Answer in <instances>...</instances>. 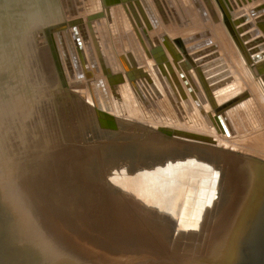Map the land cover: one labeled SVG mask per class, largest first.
Wrapping results in <instances>:
<instances>
[{
    "label": "water",
    "instance_id": "1",
    "mask_svg": "<svg viewBox=\"0 0 264 264\" xmlns=\"http://www.w3.org/2000/svg\"><path fill=\"white\" fill-rule=\"evenodd\" d=\"M10 1L0 0V4L8 8ZM99 1L36 0L56 19H60L62 12L63 15L66 13V18L75 20L69 29L62 31L76 30L80 34L78 39L74 37L68 43L74 52L73 65L77 63L86 72L84 63H88L92 72L98 74L105 61L118 72V53L109 31L114 30L118 39L125 37L132 51L139 50L136 40L142 41L151 52L153 38L144 23L139 30L124 27L126 3L107 7L106 16H103L98 14ZM139 1L143 7L147 0ZM166 1H169L167 10L163 5L166 16L173 18L176 11L185 22H189L183 0ZM189 1L198 8V0ZM263 7L264 3L235 19L242 30L244 45L252 51L259 49L255 52L258 56L264 54V39L257 34L259 28L255 25L264 22ZM146 8L148 16L152 11ZM202 8V15L218 20L216 4L213 3L211 13L207 7ZM18 10L21 9L8 8L7 16L21 14ZM252 13H256L255 19ZM86 15L91 17L84 19ZM152 15L148 16L150 20L154 19ZM83 27L86 30H82ZM26 29L24 42H30L27 37L30 34L31 46H35L33 38H36L39 51L45 52L47 37H43L38 28L28 29L27 26ZM95 35L97 39L93 37ZM161 38L165 40V35ZM184 40L188 54L198 55V62H207L202 68L195 66L202 76L222 65V70L227 71L226 60L210 29ZM168 46V51L173 52ZM124 51L121 49L120 53ZM127 53L132 54L129 50ZM142 54L145 62L152 59L143 51ZM219 59L221 64H218ZM15 60L14 55L0 59V264H264V130L256 137L261 143L251 144L253 147L261 145L262 149L256 147V152L249 153L224 148L214 135L190 130L175 129L210 139L214 146L189 138L175 141L160 134L163 138L156 137L153 141L148 130L154 128L140 122L125 128L106 126L104 119L97 116L100 109L93 93V104L82 95L73 100L60 95L56 80L52 81L50 91L46 89L52 100H48L47 106L54 107L56 115L50 108L41 117L37 106L31 104L21 86H16L12 80ZM211 66L207 73L202 72ZM162 76L167 87L172 85L176 92H180L173 85L174 81H169L168 72ZM185 78L180 81V89L190 108L182 104L186 115L179 110L180 120L187 126L199 125L200 120L206 122L205 113L210 114L202 110L207 101L197 84V73L189 71ZM232 78L213 95L221 96L237 89L238 80ZM260 79H264V70ZM79 81L68 84V88L79 87ZM92 83L102 89V104L106 107L105 102L110 103L113 106L111 111L114 109L118 114L133 117L140 106L145 113L151 110V114L153 112L158 118L159 112L154 110L153 104L148 102L147 106V100L141 96L144 87L136 82H133L135 93L123 81L109 87L103 79L91 81L89 85ZM147 87L155 90L156 85L150 82ZM18 95H22L19 104H26L30 107L28 110L23 106L18 108ZM248 100L225 108L217 115V118L228 117V123L219 126L222 134L233 130L232 123L237 125L240 134H244L248 127L250 129L252 118L261 127L264 125L263 111L251 96ZM159 106L165 116V107ZM100 129L114 133L113 137L101 138ZM82 138L86 140L82 141ZM197 152L216 160L224 168L223 183L220 176L221 187L225 188V179L232 176L231 172L238 174V178L231 180L228 190L225 189L228 191L226 203L214 212L206 229L201 225L199 228V224L196 228L182 225L180 215L164 206L156 194L161 175L169 169L168 160ZM185 169H190L194 175L199 173L194 167L186 166ZM175 233L181 236L193 233L195 236L186 242L184 249L176 244Z\"/></svg>",
    "mask_w": 264,
    "mask_h": 264
},
{
    "label": "bare ground",
    "instance_id": "2",
    "mask_svg": "<svg viewBox=\"0 0 264 264\" xmlns=\"http://www.w3.org/2000/svg\"><path fill=\"white\" fill-rule=\"evenodd\" d=\"M183 1L186 5V13L188 14L187 18L189 19L188 23L185 22V18H183L179 12L178 14L175 11V8L173 10L175 11L173 18L166 16L167 14L164 12V8L162 6L163 3L165 10H167L166 7L169 6V1L166 0H147L145 3L148 6L145 4L143 7L141 6L139 0H100V10L98 11V14H102L103 16H106L107 7L126 3V5H124L126 7L125 13L123 12L125 15L124 27L126 26L125 28H127L128 26H131L133 29L137 27L139 30L141 23H144L147 26V31H149V36H152L153 38L150 43L154 48L150 52L149 48L142 44V41L139 43L135 40L137 47L139 46V50L135 49V51H132L125 37L123 38L122 36V39H118L114 30H112L113 32L109 31L108 35L112 40L114 39L115 47L118 53V72L113 70L107 62L103 61L99 67L100 72L96 74L92 72L88 63H84L86 72L79 68L77 63L73 65L72 58H75L74 52L73 48L69 46L68 43L69 41H72L74 37L78 39L79 32L76 30H69V32L64 33L62 31L64 29H69L73 25V21H75L74 19L66 18V13L63 15L62 12H60V19H56V17L52 14H47L49 12H46L45 9L38 5L36 0H11L8 8H20L21 10H18V13L21 14H18L17 16H7L6 10L8 8H6V5L0 4V59H3L5 56L9 57L10 55L17 57V60H15L13 64V71L11 72L12 80L15 81L14 83L16 86H21L22 91L25 93L24 96L27 95L26 97H28L29 101H31V104L35 105L34 107L37 106V112L38 114H41V117L44 116L50 108L55 114V108L49 105L47 106V103L48 100L52 102L50 99L51 95L48 94V90L50 91L51 89L52 81L56 80L60 85L58 86L60 95L70 97L73 100L76 96L82 95L83 99H89L88 101L90 103L92 102L91 104H93L94 95L98 109H100V112H97L98 118L104 119L103 123L108 127L116 126L125 128V126L132 124L121 120L123 119V116H121L123 114H118L114 109L111 111L113 106H111V104L107 101L105 102L106 107L103 106L101 99L103 93L100 92L102 89L97 88L95 83H92L90 86L89 83L91 81L95 82V80L103 79V83H105L108 87L111 84L123 81L129 85L133 93H135L133 90V82H136L139 86L144 87L142 89L141 96L147 100V102L145 101L146 105L149 106L148 102L153 104L152 107L154 110L160 113L161 109L159 105L162 104L168 114L175 107L182 106V104L186 108L189 107V103L186 100L187 98L182 94L180 89V81L186 79V73L189 71L196 72L198 75L197 84L202 92V96H204L207 101V105L203 108L204 110L209 111L213 107H219L221 110L229 108V103L223 101L235 96L240 92V89H242L244 91V99L241 103H244L251 96L264 113V79H260L262 71L264 70V54L258 56L255 52L259 49L252 51L249 50L248 46L246 47L244 45L245 39L241 37L242 30L238 28V22L235 21L236 17L242 16L248 12V10L263 4L264 0H230V3L227 0H213V2L210 0H198L199 9L194 4L191 5L189 0ZM213 3L216 4L219 10V13L216 14L218 20H211L207 14L202 15L200 10L203 9L202 7H207L211 13ZM245 4L246 7L244 6ZM146 7L151 9L152 12H149L150 15L148 14V16L153 14V20H150L149 17L146 16ZM159 10L161 11L163 17L159 14ZM110 11L108 12V15L111 13ZM257 13H259V11H257ZM92 16H95V13H93ZM251 16L255 19L256 13H252ZM88 17L91 16L86 15L84 19H88ZM246 18H249V15ZM112 22L114 23V21ZM150 22L154 24L151 26L149 24ZM27 26L28 29H30V27L38 28L39 33L41 32L43 37H47L45 52L39 51L40 48L38 49V47L40 45L36 44V38H33L35 46H31L30 34L27 35L30 42H24L23 35L27 30ZM151 27H153L152 30ZM255 27L259 28L257 34L262 36V39H264V22L255 25ZM204 29L211 30L212 38L214 42L217 43L222 57L226 60V72L222 70V68H224L222 65L219 69L213 70L211 73L209 71L210 68L213 67L211 66L202 69V72L207 73V70L209 71L206 76H202L201 72H197L198 69H196L195 66L197 64V66L199 65V67L202 68L207 62L204 63L205 60L198 62V55H194L193 53L188 54V52H186V41L184 39L194 33H199ZM82 30H86L85 27H83ZM59 31L60 33L58 34ZM132 35L134 38V33H132ZM164 35L165 40L161 38ZM93 37L97 39L96 35ZM168 44L171 46L173 52L168 51ZM121 49L125 51L120 53ZM128 50L131 51L132 54H128ZM142 51L147 55H151L152 59L145 62ZM221 61L222 60L219 59L218 64H221ZM88 68L90 69L89 72H87ZM166 72H168L169 81L171 82V80H173V85L178 87L180 92H176L175 87L173 88L171 84V86L167 87L163 83L162 79H164V77L162 75H166ZM233 76L238 80L237 89L227 92L221 96L213 95V92L216 89L220 88L224 84L230 83ZM77 79L81 80L77 83L80 84V86L72 89L68 88V84H71ZM150 82L155 83L157 90L156 88L155 90L148 89L147 84ZM46 89L48 90L46 91ZM44 93H46V96ZM106 93H108L107 90ZM185 93H187V90H184V94ZM42 94L47 99L46 101H44ZM14 95L15 93L13 96ZM21 100L22 95H18V108L23 106L25 110H28L30 108L29 106L26 104H19L22 103L20 102ZM248 101L250 103V100ZM136 110L137 114L135 115V118L140 116L141 113L146 116H151L150 109L147 113H145L143 109L141 110L140 106L136 108ZM209 113L211 114V111H209ZM152 114L154 113L152 112ZM251 120L252 122L257 123L253 118ZM213 121L215 125L213 130L217 138L215 140L217 141L224 140L226 143L231 144L232 142L230 139L236 138L237 136H241L245 139L246 136H249L248 131L244 134H240L241 132H238L239 130L235 123L231 124L233 129L231 132L222 134L219 126L220 124L225 125V123H228V117L226 116L217 118L216 115L213 118ZM156 122L165 125L163 121L157 120ZM133 124L136 123L133 121ZM256 130H264V125L262 127L260 126ZM151 133V140L153 141H156V137L163 138L156 130ZM113 134L114 133L112 132L100 129L101 138L113 137ZM162 135L166 138L171 137V139H174L175 141H181V139L178 138L187 140L189 138L193 141H203L208 145L214 146L210 139L190 135L176 130H172L171 132L169 131L168 134L163 132ZM85 140V138H82V141ZM166 140L167 139H165V141ZM259 142L261 141L259 140ZM235 143L236 142H234V144ZM151 144L154 145V142ZM241 148V151L244 153H249L250 151L256 152L258 150L256 147H249V145H243ZM186 156H189L188 164L190 165L198 166L199 168L204 169H213L214 171L220 173H222L224 169H222L221 164L216 160L213 161L210 157L204 154L199 155V152L195 155L190 154ZM174 162L175 157L168 160L169 169L167 170V174L169 175H172L173 171L177 172L188 166L186 162L181 165H174ZM188 168L190 167L188 166ZM227 171L230 174L229 168ZM231 175L232 176H228L224 182V185L227 186V188L230 186L231 180L233 181L235 177L238 178L237 173L233 175L231 172ZM211 200L212 198L206 199L204 196L201 199V203L203 202L202 205L204 207L206 205H212L214 202L210 204ZM225 203L224 199H219V208L224 206Z\"/></svg>",
    "mask_w": 264,
    "mask_h": 264
},
{
    "label": "rangeland",
    "instance_id": "3",
    "mask_svg": "<svg viewBox=\"0 0 264 264\" xmlns=\"http://www.w3.org/2000/svg\"><path fill=\"white\" fill-rule=\"evenodd\" d=\"M153 4H154V1H153ZM162 6H163V3H162ZM243 99H244V91L240 89V92L238 94H236L235 96L231 98L225 99L223 102L229 103L231 107L235 104L243 102ZM179 110L182 113H185L184 107L179 106L173 109L174 112L171 111L165 116L162 113H158V116H157L158 118L154 117V114H151V116H146L142 113L140 116H137V118H135V115L137 114L136 113L133 115L132 117L133 119L131 117H126V116L121 115L123 116L122 117L123 119L121 120L129 124H133V121H134L135 123L140 122L139 124H142L147 127L151 126L150 128H154V129H149L148 131L152 132L156 130L160 135H162L163 132L165 134H168L169 131L171 132L172 130H175V129H181V130H187V131L190 130L193 132L196 131V133H201L205 135L209 134V135L215 136V132L213 130V127H215L213 118L216 115L220 114L222 111H224V110L219 109V107L218 108L213 107L211 110H209L211 111V114L208 115L207 113H205L206 110L202 109L203 112L205 113L204 116L206 118L204 120H206V122L200 120L201 123L199 125H194V126L188 125L187 126L186 125L187 123L185 121L183 122L180 120L181 115H179L180 113H178ZM174 115H176L178 119H176ZM184 115H186V113ZM157 120L163 121L165 125L157 123L156 122ZM259 125L261 126V124L252 122V125H250V129L248 127V130H247L249 136H246L245 139H243L241 136H237L236 138L230 139V141L232 142L231 144H228L224 140H222L220 141V146L224 148H231L234 150H241L242 149L241 146L243 145H250L249 147H253L251 146V144L257 143V142L261 143L259 142V140H256L257 134H259L260 132L256 130L260 127ZM178 139L187 140V139H182V138H178ZM234 142H236L237 145L236 143L234 144ZM256 147L262 149L261 145L257 144ZM195 154L196 153H193L192 155H195ZM188 157L189 156H186V155L175 157L174 165H181L184 162L188 164ZM188 166L196 168L199 171V173H195L194 175L190 169H185V168L181 169V166H180L181 170L177 172L173 171L172 175H169L166 172L163 174L164 177L163 175H161L162 177L159 180V183H158L159 185H158L156 194H158V197H160V200L164 206L172 210L175 214L180 215V220H181L180 222L182 225L186 227H191V225H193V228H196L197 224H199V228H201L202 226L203 229H206L205 226L209 224V222L212 220L213 216L215 215L214 212L217 209H220L223 207L221 206L219 208V200L217 201V205L215 204L216 200L217 199L226 200L225 197H227V192H228L226 190H228V188L226 186L225 188L223 186L221 187L224 181V178H225V174L214 171L213 169L211 170V169L199 168L198 166H194L190 164H188ZM220 176H221L222 183L220 182L221 181ZM204 196L206 199L212 198L210 204L212 202L214 203L212 205H206L205 206L206 208H205L202 205L203 202L201 203V199ZM177 233H175V238H176ZM194 236L195 235L193 233H190L188 235H186L185 233L183 234V236L178 234L177 235L178 247L185 249L187 245L186 242L187 241L190 242ZM175 238H174V242H176Z\"/></svg>",
    "mask_w": 264,
    "mask_h": 264
}]
</instances>
